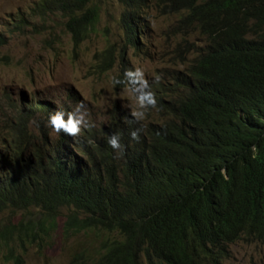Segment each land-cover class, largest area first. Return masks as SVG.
<instances>
[{
    "label": "trees",
    "instance_id": "1",
    "mask_svg": "<svg viewBox=\"0 0 264 264\" xmlns=\"http://www.w3.org/2000/svg\"><path fill=\"white\" fill-rule=\"evenodd\" d=\"M117 1L127 43L98 55L96 70L117 66V88L138 84L128 55L152 7L176 17L182 67L150 79V108L142 107L158 117L148 125L135 127L117 104L99 135L85 126L81 136L54 139L30 118L9 131L0 211L24 217L0 226V250L20 260L13 243L50 239L62 208L64 235L92 231L100 240L94 253L74 252L75 264H223L231 245L264 244V0ZM35 6L43 16L62 14L76 47L101 11L95 0ZM114 135L118 148L108 143Z\"/></svg>",
    "mask_w": 264,
    "mask_h": 264
},
{
    "label": "rangeland",
    "instance_id": "2",
    "mask_svg": "<svg viewBox=\"0 0 264 264\" xmlns=\"http://www.w3.org/2000/svg\"><path fill=\"white\" fill-rule=\"evenodd\" d=\"M95 1L101 7L99 20L89 38L76 47L62 14L43 16L35 6L38 0H0V36L5 42L0 45V148L9 139L6 137L10 136L11 125L30 104L50 103L55 108L75 110L94 135L109 125L119 111L117 104L130 111L134 121L144 117L146 111L135 91L129 86L117 88L119 68L103 74L95 68L97 56L103 51L113 46L119 53L127 43L120 25L121 3ZM146 20L148 28L139 48L128 55L129 68L135 69L144 81L167 76L182 67L177 64L175 51L181 40L172 33L176 17L160 16L152 7ZM5 87L9 88L3 94ZM155 115V110L149 111L154 120L158 117ZM42 117L38 114L30 121L35 124ZM67 212L61 209L59 227L44 243H26L25 249L19 241L13 243L20 260H7L8 248L1 249L0 264H75L77 250L86 247L94 253L100 241L95 232L64 235ZM23 217L24 213L0 211V226L8 220L18 224ZM225 264H264V244L233 245Z\"/></svg>",
    "mask_w": 264,
    "mask_h": 264
},
{
    "label": "clouds",
    "instance_id": "3",
    "mask_svg": "<svg viewBox=\"0 0 264 264\" xmlns=\"http://www.w3.org/2000/svg\"><path fill=\"white\" fill-rule=\"evenodd\" d=\"M140 41H141V38H140ZM4 43H5L4 37L0 36V45H2ZM139 46H140V44H139ZM130 72H131V74H133L134 79L138 80L139 82H138V84H135L133 87L131 85H127L126 87L129 86L135 91V93L138 96V99L141 102V105H143L145 107V109L150 108V103L148 102L147 98L144 95V91L147 88H150V83H149L150 79L147 81H144L135 69H130ZM126 87H124V88H126ZM8 88L9 87L4 88L3 94L6 92V89H8ZM124 88H122V89H124ZM24 104H25V102L24 103L22 102L21 106L23 107ZM38 107H41L42 110L38 111L37 110ZM117 113L118 112H116V115H117ZM38 114H43V117L39 120L36 128L39 129L41 124L43 125L44 130H46V127H47L50 130V133L52 134L54 139L57 136H60L61 134L68 135V134H72V133L76 134V136L78 137V136H81L83 131H84L85 125L83 124L78 112H76L75 110L67 111V110H63L60 108H55L50 103L30 104V106L28 107V109L26 111H23L18 115V117L16 118V122L13 125H11L10 130L15 128L17 126V124H20L21 122H24V121L28 120L29 118L30 119L36 118V115H38ZM114 116L112 117V120L110 121L109 125L106 127L111 126ZM129 119L134 121L132 116ZM150 120H152V118L149 117L145 113L144 117H142L139 120L134 121L135 122L134 125H135V127H140L143 124L148 125L150 123ZM45 123H46V125H45ZM29 124L33 125L30 120H29ZM35 124H37V123H35ZM102 129H101V131H102ZM133 136H135V133H133ZM6 138H10V136H8ZM4 143H5V141H4ZM108 143L113 148H118L120 146L118 143V138L115 135L109 139ZM257 244H261V243H257ZM232 247H233V245H231V247H230V251H229L230 254H231ZM229 257H230V255L224 260L223 264H225V262L229 259Z\"/></svg>",
    "mask_w": 264,
    "mask_h": 264
}]
</instances>
